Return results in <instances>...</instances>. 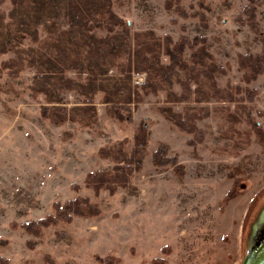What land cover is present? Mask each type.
Here are the masks:
<instances>
[{"label": "rangeland", "instance_id": "rangeland-1", "mask_svg": "<svg viewBox=\"0 0 264 264\" xmlns=\"http://www.w3.org/2000/svg\"><path fill=\"white\" fill-rule=\"evenodd\" d=\"M110 1L125 24L116 31L129 29L132 37L154 33L145 39L152 61L170 64L168 49L188 37L197 40L195 51L207 45L212 59L206 60L219 71L209 80L177 68L171 86L159 82L155 92L152 71H135L132 84L140 100L129 105L132 120L113 117L98 93V121L85 127L45 118L44 107L51 105L32 90L38 71L30 66V56L24 54L25 65L12 77L5 63L16 54H1L0 258L6 264H108L98 260L108 257L110 264H244L264 230V75L246 83L241 56L263 52L264 0H205L206 7L200 0H180L187 18L168 9L166 0ZM248 5L256 9L255 30L244 12ZM11 10V0L0 5L6 16ZM92 33L107 35L102 29ZM47 36L40 27V41ZM37 45L26 38L22 46ZM133 47L138 48L134 40ZM192 53L187 48L183 61L199 69L190 61ZM127 62V56L115 60L107 76L122 78ZM66 76L77 83L88 78L76 70ZM138 77L143 84L135 83ZM213 86L229 90L235 100L216 97ZM59 94L68 108L83 106L86 99L76 91ZM166 108L193 118L203 140L190 145L194 136L171 124ZM144 124L149 145L130 184L114 193L107 187L98 191L102 175L97 174L128 162L118 143L123 142L124 156L133 158ZM163 146L167 157L177 159L175 166L154 163ZM111 150L120 160L107 156ZM75 200L84 214L57 219L58 205ZM89 206L99 213L89 215ZM49 216L55 220L40 230L25 226Z\"/></svg>", "mask_w": 264, "mask_h": 264}, {"label": "trees", "instance_id": "trees-1", "mask_svg": "<svg viewBox=\"0 0 264 264\" xmlns=\"http://www.w3.org/2000/svg\"><path fill=\"white\" fill-rule=\"evenodd\" d=\"M6 1L8 0H0V5ZM11 2L12 10L8 16L0 11V55L11 51L16 54L15 58L5 63L12 77H16L25 65L24 54L30 56V66L35 67L38 71L32 90L35 95L43 94L46 97L47 103L51 106L44 107V117L54 120L56 123L71 121L85 127L96 124L98 117L94 100L98 93L104 94L103 103L109 106L113 117L122 122L127 119L132 120L133 115L129 105L140 100L136 99L139 91L132 84V73L135 71L140 72L147 69L152 71L156 82H158L150 83L154 92L157 91L156 86L159 82H167L171 86L172 75L179 76L177 68L189 69L192 73H188V75L191 77L195 75L197 79L200 76H205L209 80L214 78L217 66H212L206 60L205 56L212 59V55L206 53L207 45H204V48L199 51H195L197 40L192 41L188 37H181L176 48L168 49V55L171 57L170 64L164 66L159 61H152L146 56L148 44L145 43V39L149 38L148 35L153 36L154 33H136L135 37H132L129 29L123 28L116 31L117 27L125 24L114 12L110 0H11ZM204 4L205 0H200V5L204 6ZM166 5L168 9L174 8L183 17H188L185 9L180 6V0H166ZM255 11L254 5H248L244 11L253 30L256 29ZM197 15H199L198 12L194 14V16ZM42 26L47 29L48 34L44 41H40L39 37ZM95 29L106 30L107 35L97 36L92 33ZM26 38H29L32 43L38 44L36 48L23 49L22 45ZM133 40L138 46L137 50L133 47ZM157 42L159 41L157 40ZM187 48L194 52L190 61L198 64L199 69L191 67L189 62L183 61V55ZM124 56H127L128 62L121 67L122 78L107 76L109 69L116 66L115 60ZM241 66L245 70L244 80L246 83H251L259 75H264V38L263 52L260 55L241 56ZM71 70L88 74L86 82L77 83L68 78L66 73ZM217 70L219 71V69ZM220 72L223 70L221 69ZM213 88L216 97L225 98L228 101L235 100L229 90L218 89L214 86ZM235 89L242 94L243 89L240 86ZM64 90L76 91L85 96L84 105L71 108L64 106L63 98L59 94ZM254 96L253 92L249 95V99L253 100ZM239 99L246 100L245 97ZM124 110L128 113H123ZM164 113L171 124L182 132L194 136V139L189 140L190 145L196 146L197 142L203 140V133L198 129L193 118L176 113L172 108H166ZM148 145L149 130L144 124L136 136V149L133 158L127 159L122 151L123 142L118 143L116 148L120 150L119 154L125 158L123 162L127 160L128 162L117 165L113 172L97 174L102 177H98L96 189L100 191L107 187L111 193H114L117 187L126 188L131 182L135 166L138 168L141 165V153L147 149ZM110 152L108 157L120 160L121 157L117 156L115 150ZM153 161L156 165L175 166L177 164L176 158L167 157V148L164 146L158 148ZM79 201H70L63 206L57 204L56 218L70 220L72 213L84 214L82 209L77 207ZM87 208L91 216H96L99 213L94 206ZM54 220L55 218L49 216L39 222L27 223L25 226L30 232H35L37 229L40 230V228L51 225ZM98 260L111 263L109 257L98 258ZM0 264H6L4 259L0 258Z\"/></svg>", "mask_w": 264, "mask_h": 264}, {"label": "water", "instance_id": "water-1", "mask_svg": "<svg viewBox=\"0 0 264 264\" xmlns=\"http://www.w3.org/2000/svg\"><path fill=\"white\" fill-rule=\"evenodd\" d=\"M244 264H264V230L248 251Z\"/></svg>", "mask_w": 264, "mask_h": 264}, {"label": "built area", "instance_id": "built-area-1", "mask_svg": "<svg viewBox=\"0 0 264 264\" xmlns=\"http://www.w3.org/2000/svg\"><path fill=\"white\" fill-rule=\"evenodd\" d=\"M135 83L141 85L144 83V80H140L139 77L135 79Z\"/></svg>", "mask_w": 264, "mask_h": 264}]
</instances>
